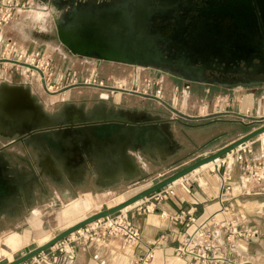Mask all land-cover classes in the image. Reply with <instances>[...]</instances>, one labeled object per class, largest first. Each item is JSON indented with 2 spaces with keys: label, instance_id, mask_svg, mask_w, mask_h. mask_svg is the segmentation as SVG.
Returning a JSON list of instances; mask_svg holds the SVG:
<instances>
[{
  "label": "crops",
  "instance_id": "obj_1",
  "mask_svg": "<svg viewBox=\"0 0 264 264\" xmlns=\"http://www.w3.org/2000/svg\"><path fill=\"white\" fill-rule=\"evenodd\" d=\"M7 28L2 33L3 39L10 38ZM100 66L96 61L95 69ZM157 71L174 81L163 85L160 97L154 91L147 95L144 88L134 91L133 86H125L121 92L110 87L90 93L70 89L62 90L51 105L43 104L32 84L19 81L13 73L3 80L0 85L28 90L52 126L34 131L39 139L32 149V165L19 170L13 198L7 204L11 209L0 215V222L9 214L32 206L41 220L36 227L43 230L45 223L39 211L61 205L69 207L79 194H86L81 197L83 201L95 202L92 195L129 190L155 173L185 168L234 141V115L245 117L247 112L264 111V105H230L232 94L226 98L220 95L221 102L215 105H177L180 89L188 102L196 90H203L204 96L197 103H205L213 83ZM81 74H76L77 79ZM248 95L255 100L254 92ZM79 128L84 131L79 132ZM0 137L27 136L0 132ZM13 142L0 143V151ZM22 146L27 162L29 149L25 142ZM205 170L181 181V187L168 200L153 203L150 196L125 211L128 221L141 235L139 244L123 249L122 242L115 239L107 248L78 246L73 260L62 256L57 261L59 264L62 261L66 264H141L144 260L145 264H198L178 258L176 249L196 227L207 224L212 237L209 252L216 260L206 264H264V195L242 193L239 167L237 172L233 171V191L238 192L232 198L221 199L220 175L210 169L212 175L206 176L201 173ZM181 211L194 212L197 218L194 227L187 229L171 221ZM162 213L166 216L161 217ZM32 222L31 217L25 220L24 226L29 230L23 236L19 233L4 236L0 246L16 234L20 239L26 238L33 232L29 225ZM148 254L152 258L146 260Z\"/></svg>",
  "mask_w": 264,
  "mask_h": 264
},
{
  "label": "rangeland",
  "instance_id": "obj_2",
  "mask_svg": "<svg viewBox=\"0 0 264 264\" xmlns=\"http://www.w3.org/2000/svg\"><path fill=\"white\" fill-rule=\"evenodd\" d=\"M24 3L27 7L29 6V9L20 16L19 20L14 21L13 24L11 23L12 25L10 24L8 26L6 33L10 34L9 37L20 44L25 53H41L42 62L46 66V79L52 89L48 91L47 88L42 86L38 74L30 73L25 75L17 73L11 69L10 66L3 69L0 68V84L3 80L9 79V75L13 73L19 81L32 84L43 104L51 105L55 100L54 97L58 96L60 94L59 92L62 90L80 89L83 93H90L96 89L103 90L95 85L90 86L85 84V81L91 79L96 80L97 85L102 82L104 86L110 88L133 86L135 88L134 91H137L138 89L143 90L144 88L147 95H150L151 92L154 91L157 96V92H160L158 95L159 97L161 96L163 85L174 82L165 74L154 70L162 69L150 64L99 61L101 66L97 70L94 67L96 61L93 56L85 57L77 54L63 39L74 10L87 12L95 9L98 5L106 3L121 6V4L123 5V2L121 3L120 0H24ZM30 31H36L38 34L50 32L54 37L55 45L40 42L34 38V35L29 34ZM86 60H90V62L87 63ZM80 72H82L81 77L80 79H77L76 74H79ZM149 81L150 86H148ZM211 90L212 92L210 93V96L203 101L205 103H197L200 102L199 98L203 95V90H196L188 102L185 100V96L181 93L182 90L180 89L179 95L177 94L176 96L177 105H183L184 103H191L190 105H215L221 102L220 95H222L223 98H226L229 94L233 95V104L230 103V105H264L263 84L260 85V87L251 89H244V87L241 86L234 87L231 90H224L223 88H211ZM252 92L256 95L255 100H251V97L248 95ZM242 96H244L243 100H241ZM87 97H89V95H86V98ZM237 101H239V103ZM263 113L264 111H262V113H249V116L251 117L250 119L234 115L233 140L236 141L240 136L261 127L262 123L256 122V120L252 119L260 118L263 116ZM18 139L19 138L15 137H0V143H7L11 140L16 141ZM25 143L29 149L30 157H27L26 159L28 163L23 162V160H25L23 158V146L17 142L7 148L6 153L0 155L1 160L6 164L8 175L11 176L14 181H16L18 177L20 169L32 165L33 142L32 140L26 139ZM218 144L220 146V143ZM24 155L27 156L28 154L24 153ZM237 168H239L238 163L234 162L235 172H237ZM181 169H183V167H176L173 170L166 169L160 173L150 175L144 181L139 182L136 187L129 190L106 191L103 194L92 195L95 202L91 201L88 208L83 206V202L85 201L81 198L86 194H79L75 197L76 200L69 207L63 208L65 205H61L52 207L45 212L39 211L40 218L45 223L42 228L43 230L36 227L41 223V220L38 217L39 213L34 211L32 206L26 208L22 212L9 214L4 222H0V239L11 233H19L23 236V234L29 230L27 225L24 226V221L30 217L33 222L29 225L33 228V232L31 231L26 238L20 239L21 237L16 234L15 237L11 239H5L3 245L0 246V264H7L8 262L16 260L24 255V247L33 250L42 246L73 225L115 206L120 203L119 201L124 200L128 196ZM210 169L212 170L213 168H208L201 173L206 176L212 175ZM179 185L180 184L174 186L175 193L181 187ZM237 192V189L233 191L232 196ZM1 208L4 211L11 209L9 206ZM1 214H3V212L0 210V215ZM62 256L64 257L65 254L50 252L49 250L45 252L41 258H34L25 264H59L57 258H62ZM61 264H66V261H62Z\"/></svg>",
  "mask_w": 264,
  "mask_h": 264
},
{
  "label": "flooded vegetation",
  "instance_id": "obj_3",
  "mask_svg": "<svg viewBox=\"0 0 264 264\" xmlns=\"http://www.w3.org/2000/svg\"><path fill=\"white\" fill-rule=\"evenodd\" d=\"M120 1L123 2L121 6L106 3L87 12L74 10L72 25L77 29V24L83 23L82 31L87 36L82 38L76 31L70 35L72 27H69L66 41L82 52L86 49L81 42L101 41L122 46V51H115L114 56L211 82L213 88L231 90L242 86L251 89L263 84L264 0ZM185 5L194 13L193 53L185 51L186 44L180 32L188 28L186 20L190 18L185 15ZM167 28L172 32L168 33ZM83 128H79V132L84 131ZM26 139L32 140L33 149L39 134L32 132L11 145L16 142L22 145ZM7 148L0 151V155L6 153ZM17 181L8 175L0 157L2 212L1 207L8 206L13 198Z\"/></svg>",
  "mask_w": 264,
  "mask_h": 264
},
{
  "label": "built area",
  "instance_id": "obj_4",
  "mask_svg": "<svg viewBox=\"0 0 264 264\" xmlns=\"http://www.w3.org/2000/svg\"><path fill=\"white\" fill-rule=\"evenodd\" d=\"M27 9H29V6L25 5L24 0H0V68L3 69L10 66L15 72L25 75L36 73L40 78L42 86L49 91L52 87L49 86L46 79V66L42 62L41 53L27 54L17 41H14L12 38H2L4 29L16 21ZM37 71H40L41 75ZM96 83V80L92 79L85 81L86 85H95L101 89H106V86L102 82L98 85ZM148 86H150V81L148 82ZM117 88L120 91L124 87L119 86ZM159 94L160 92H157V96ZM261 117H264V113ZM245 118H251L248 112ZM256 153L258 156H256ZM234 162H237L239 167H241L239 185L242 193L264 195V134L238 147L222 159L211 164L213 172L218 173L221 177V199L232 198ZM221 170H223L222 173ZM174 186H169L155 193L150 199L153 203L168 200L175 194ZM146 212H150L149 208H146ZM165 216L164 213L161 214V217ZM170 219L175 225H181L187 229L194 227L197 222L193 211H181ZM115 239H119L122 242L123 249L137 245L141 241L139 231L128 221L125 211L75 232L50 249V252L64 253L69 260H73L76 247L96 246L98 248H107ZM211 241L212 237L207 231V224L200 225L191 234L185 236L176 249V256L198 264L210 263L216 260L215 256L209 252L212 249ZM43 255L37 258H41ZM149 258H152L151 254L145 257L146 260ZM141 264H145V260L141 261Z\"/></svg>",
  "mask_w": 264,
  "mask_h": 264
},
{
  "label": "water",
  "instance_id": "obj_5",
  "mask_svg": "<svg viewBox=\"0 0 264 264\" xmlns=\"http://www.w3.org/2000/svg\"><path fill=\"white\" fill-rule=\"evenodd\" d=\"M185 7H186L185 15L188 14L190 18L186 20L188 28H185L183 31L180 29V32L182 34L181 35L182 39L186 44L185 51L193 53L194 13H192L191 11H188L189 9L188 6L185 5ZM72 17L73 15L71 16L69 23H68L69 26L67 27V28L72 27V29L70 28L69 30V34L71 35L72 33L76 31L82 38H85L87 34L83 33L84 31H82L84 29L83 28L84 24L80 22L79 24H77V29H76L75 25H72L73 23ZM166 30L169 33L172 29L167 28ZM65 35L63 36V39L66 41ZM67 43L77 54L85 56V57L93 56L94 59L98 62L104 61V62H117V63H125V62L138 63V62H134L129 59H124V58L120 59L113 55V53L117 50L120 53L123 48L122 46L117 47V46L109 45L108 43L101 42V41L90 42V43L81 42L82 48L86 49V52H82V51H79V49L76 46L71 45L69 42ZM109 54H111L112 57ZM37 72L41 75L40 71H37ZM113 91L115 92L117 90H113ZM130 94L138 95L134 92H130ZM252 120H256V122L262 123L261 127L247 133L246 135L242 136L236 141H233L231 144L227 145L226 147L222 148L216 153H213L212 155L208 157L199 159L198 161L175 172L174 174L141 189L140 191H138L137 193H135L134 195H132L125 201L118 203L111 208H108L95 215H92L91 217L73 225L69 229L58 234L54 239H52L48 243L42 246H39L33 250H30L28 247H24L25 254L17 258L16 260L8 262L7 264H25L31 261L32 259L37 258L41 254H44L45 252L49 251L54 246H56L57 244H59L60 242H62L63 240L71 236L72 234H74L75 232L81 229H84L87 226L92 225L100 220H104L106 218H109L111 216H114L124 211L126 208L133 206L149 198L155 193L169 186L174 185L179 180H182L188 177L189 175H192L195 171L199 170L205 165L214 164L217 160L222 159L227 154L236 150L238 147L243 146L246 143L251 142L252 140L256 139L258 136L264 134V117H260V118L252 119ZM0 123L10 130H15V129L18 130L14 132L13 134H20L24 136L25 135L29 136L34 131L49 129L52 126L51 123L48 122L46 115L44 114L42 108L30 96V93L28 90H25L22 87H17V86L10 87L7 85L1 86Z\"/></svg>",
  "mask_w": 264,
  "mask_h": 264
},
{
  "label": "bare ground",
  "instance_id": "obj_6",
  "mask_svg": "<svg viewBox=\"0 0 264 264\" xmlns=\"http://www.w3.org/2000/svg\"><path fill=\"white\" fill-rule=\"evenodd\" d=\"M28 32V31H27ZM48 33V34H47ZM29 34H32V35H34L35 37L34 38H36L37 40H39L40 42H45V43H47V44H53V45H55V40H54V37H53V35L50 33V32H46V33H36V31H30V33ZM1 86L2 85H0V95H1ZM16 131H18L17 129H15V130H10V129H8V128H6L4 125H2L1 123H0V132L1 133H3V134H6V135H8V136H12L13 135V133L14 132H16ZM211 167H213L211 164H208V165H205V166H203L202 168H200L199 170H197V171H195L193 174H199L200 173V171H202V170H205V169H208V168H211ZM181 182V180H179L178 182H176L174 185H177V184H179ZM137 193V192H136ZM135 194V193H134ZM134 194H132V195H134ZM132 195H130V196H128L126 199H128L129 197H131ZM125 199V200H126ZM125 200H123V201H125ZM122 201V202H123ZM121 203V202H120ZM136 205V204H135ZM83 206L85 207V208H88L89 207V203L88 202H83ZM134 207V205L133 206H130V207H128V208H126L124 211H128V210H130V209H132Z\"/></svg>",
  "mask_w": 264,
  "mask_h": 264
}]
</instances>
